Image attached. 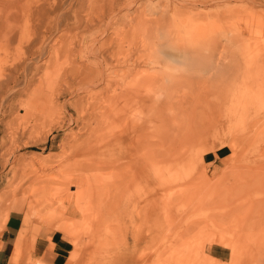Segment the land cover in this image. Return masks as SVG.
Here are the masks:
<instances>
[{
	"label": "rangeland",
	"instance_id": "obj_1",
	"mask_svg": "<svg viewBox=\"0 0 264 264\" xmlns=\"http://www.w3.org/2000/svg\"><path fill=\"white\" fill-rule=\"evenodd\" d=\"M0 8V227L51 223L67 264H226L264 230V0Z\"/></svg>",
	"mask_w": 264,
	"mask_h": 264
},
{
	"label": "crops",
	"instance_id": "obj_2",
	"mask_svg": "<svg viewBox=\"0 0 264 264\" xmlns=\"http://www.w3.org/2000/svg\"><path fill=\"white\" fill-rule=\"evenodd\" d=\"M221 152L207 154L206 157H211L208 163H216ZM24 213V210H11L0 227V264H18L24 260L13 255L23 228ZM24 250L28 264H67L73 246L68 237L58 232L51 223L33 220L25 235Z\"/></svg>",
	"mask_w": 264,
	"mask_h": 264
},
{
	"label": "bare ground",
	"instance_id": "obj_3",
	"mask_svg": "<svg viewBox=\"0 0 264 264\" xmlns=\"http://www.w3.org/2000/svg\"><path fill=\"white\" fill-rule=\"evenodd\" d=\"M31 215H33V213H31ZM68 215H70V214H68ZM26 234H27L26 230H21V234H20V236L18 238L16 247H15V250H14V253H13V255L17 259H21V257L24 255V252H25V250H24L25 235ZM254 236H255L254 237L255 239H253L254 241H256L257 239L260 240V238L262 237L263 240H261L260 242L264 243V230L260 231L259 234H255ZM254 241H251L252 243L244 242L239 250L237 248L236 249H232V250H228V252L230 254V256H229L230 259L227 258V259H229V262L227 260L228 263H226V264H235L236 262H243L245 260L251 261V259L253 258V253H254V251H256V244L253 243ZM209 255L210 254L207 253V257H209ZM215 260H219L220 261L221 259L220 258H217V259L215 258ZM31 264H38V263L37 262H32ZM216 264H223V263L217 261ZM247 264H248V262H247Z\"/></svg>",
	"mask_w": 264,
	"mask_h": 264
}]
</instances>
